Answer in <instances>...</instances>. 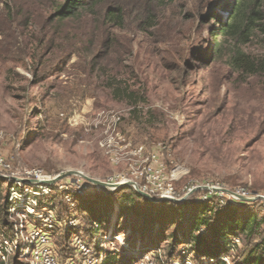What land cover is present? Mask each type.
Segmentation results:
<instances>
[{
  "label": "rangeland",
  "instance_id": "obj_1",
  "mask_svg": "<svg viewBox=\"0 0 264 264\" xmlns=\"http://www.w3.org/2000/svg\"><path fill=\"white\" fill-rule=\"evenodd\" d=\"M238 1L100 0L94 11L63 22L54 16L61 0H0V153L23 168L67 175L69 183L123 174L144 148L141 158L156 154L178 175L179 194L211 182L264 196V74L232 69L229 53L211 57L215 42L232 44L215 39L214 16L228 20ZM118 5L122 27L106 21ZM239 47L264 64L263 31ZM106 194L73 196L78 216L86 202L80 198H88L102 212L104 234L121 240L104 244L109 262L142 264V255L132 263L130 254L146 247L152 264H210L189 246L175 248L192 231L191 206L201 191L186 207L164 200L183 211L171 221L161 217L164 224L134 188ZM55 203L65 218V202ZM250 205L240 218L264 216L263 206ZM240 239L227 264L244 262L248 247ZM69 245L70 233L57 229L53 250L61 262ZM19 263L30 264L21 254L0 261Z\"/></svg>",
  "mask_w": 264,
  "mask_h": 264
},
{
  "label": "built area",
  "instance_id": "obj_2",
  "mask_svg": "<svg viewBox=\"0 0 264 264\" xmlns=\"http://www.w3.org/2000/svg\"><path fill=\"white\" fill-rule=\"evenodd\" d=\"M135 151L134 155L140 159L134 161L132 169L103 181L113 185L111 189L94 185L84 178L67 183L42 168L17 166L8 156L0 153V187H5L0 204V261L6 263L11 256L21 254L30 264H105L108 250L104 244L121 240L105 235L100 223L86 225L77 214L73 195L108 194L116 192L117 186H130L156 200L173 203L179 200L186 202L191 195L201 191L202 202L216 197L220 205L225 206L243 204L240 197L257 198V202L245 204L260 203L264 207V196L253 195L244 188L230 189L220 183L192 184L179 194L174 187L178 175L170 174L158 155L150 153L141 158L144 148ZM227 191L234 194L230 195ZM57 198L64 201L67 207L65 218H62V212L56 206ZM57 229L70 233L69 253L63 262L53 250V237ZM200 232L203 233L204 229ZM241 244L240 238L231 239L229 252ZM150 259L151 256L145 254L139 258L142 264H152ZM208 260L210 264L219 263L214 259ZM228 260L229 253L221 257L220 263L227 264ZM190 262L187 259L182 264Z\"/></svg>",
  "mask_w": 264,
  "mask_h": 264
},
{
  "label": "trees",
  "instance_id": "obj_3",
  "mask_svg": "<svg viewBox=\"0 0 264 264\" xmlns=\"http://www.w3.org/2000/svg\"><path fill=\"white\" fill-rule=\"evenodd\" d=\"M54 6V16L60 21L80 18L87 12H92L98 6L100 0H61ZM230 16L228 20H220L218 14H215L214 21L216 26L213 29V35L217 40L219 37H229L232 44L227 48L222 47L218 42L215 46L211 57L216 58L229 53V65L232 69L245 73L246 75L264 74V64L258 63L251 56L245 54L239 47L241 44L249 42L252 33L255 30L264 33V1L263 0H239L236 4H230ZM106 21L114 27H122L124 22V14L121 6L111 8L106 12ZM111 195V194H109ZM109 195H105L106 197ZM97 196V195H96ZM136 196H139L136 194ZM127 199L129 196H126ZM141 199H143L140 196ZM86 202L82 204V200ZM88 198H80L81 208L80 216L88 226L101 222L100 209L98 206L92 208ZM124 200L123 202H125ZM186 201L180 205L187 206ZM148 205H152L156 209L157 221L161 224L174 219V215H183L182 208H178L176 204L173 207L164 205V201L154 204L148 201ZM248 204H227L220 205L216 197L209 201H195L192 209V219L190 225L192 231L188 233L186 240L178 237L175 239V248L180 245L189 246L197 257L202 259H214L220 263L221 257L229 253L228 246L233 238H245L248 253L244 256L242 264H264V216L251 213L244 215L242 218L241 207ZM260 205V203L250 206ZM252 209V208H249ZM252 211V210H250ZM186 212H184L185 214ZM161 217L166 219V222ZM204 229L201 233L200 230ZM185 241V242H183ZM146 248V247H145ZM142 251H132L130 258L132 263L140 255ZM174 248V249H175ZM110 253L107 251L105 264H114L109 262ZM20 264V263H19ZM22 264V263H21Z\"/></svg>",
  "mask_w": 264,
  "mask_h": 264
},
{
  "label": "water",
  "instance_id": "obj_4",
  "mask_svg": "<svg viewBox=\"0 0 264 264\" xmlns=\"http://www.w3.org/2000/svg\"><path fill=\"white\" fill-rule=\"evenodd\" d=\"M77 175H81V174H77ZM69 176H71L70 174H69ZM84 179H86L88 182H90V183H92V184H94V185H97V186H100V187H103V188H106V189H111V188H113V185H110V184H107V183H105V182H103V181H100V180H97V179H94V178H90V177H86V176H83V175H81ZM67 177V175H62V176H60V177H58V179H63V178H66ZM125 187V186H124ZM120 188H122V186H117V189L119 190ZM137 192L141 195V196H143L144 198H146V199H148L149 201H151V202H153V203H160L161 202V200H156V199H154L153 197H151V196H149V195H147V194H144V193H142L141 191H139V190H137ZM227 193L228 194H230V195H233L234 193L233 192H231V191H227ZM240 200L242 201V202H244V203H255V202H257L259 199H257V198H241L240 197ZM175 203H177V204H182V203H184V200H179V201H176Z\"/></svg>",
  "mask_w": 264,
  "mask_h": 264
}]
</instances>
